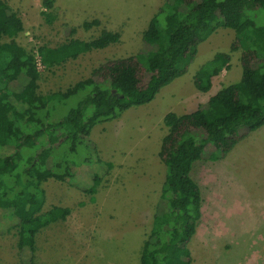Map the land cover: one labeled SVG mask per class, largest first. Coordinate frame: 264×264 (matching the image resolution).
Returning <instances> with one entry per match:
<instances>
[{
  "label": "trees",
  "instance_id": "obj_1",
  "mask_svg": "<svg viewBox=\"0 0 264 264\" xmlns=\"http://www.w3.org/2000/svg\"><path fill=\"white\" fill-rule=\"evenodd\" d=\"M42 6L44 21L52 24L57 19L55 0H42ZM99 25L95 19L81 27L88 31ZM219 28L234 31L230 51L241 50L240 80L218 90L196 111L164 116L167 133L158 158L166 170L160 192L165 204L156 207L140 264L192 263L188 245L202 204L200 188L191 176L194 164L206 154L212 162L224 159L264 127V0H165L142 34L152 51L106 60L64 92L46 95L39 92L41 73L115 45L120 35L103 30L98 37L82 41L70 37L76 29L69 27L68 41L37 49L44 67L39 70L35 55L16 42L24 31L21 18L0 0V219L16 220L18 253L29 252L26 264H35L36 235L70 214L67 207L45 208L43 185L50 180L69 184L73 167L99 164L89 140L93 127L153 101L162 88L187 74L200 44ZM230 59L228 53H216L195 73L194 87L208 93L212 80L229 69ZM20 79L22 88L11 90L10 85ZM79 93L84 97L66 116L50 118L55 104ZM60 140L69 142L71 154L83 146L87 157L77 163L53 154ZM103 176L101 171L86 176L81 192L94 196Z\"/></svg>",
  "mask_w": 264,
  "mask_h": 264
},
{
  "label": "rangeland",
  "instance_id": "obj_2",
  "mask_svg": "<svg viewBox=\"0 0 264 264\" xmlns=\"http://www.w3.org/2000/svg\"><path fill=\"white\" fill-rule=\"evenodd\" d=\"M5 1L24 25L16 42L34 55L39 47L54 48L70 37L89 41L103 30L120 35L115 45L41 73L39 92L43 95L64 92L106 60L152 51L142 34L165 2L56 0L53 12L57 19L47 24L42 0ZM95 19L100 22L98 27L82 29L84 22ZM69 27L76 33L67 37ZM234 40V31L219 28L200 44L187 74L162 88L153 101L93 127L89 140L99 164L73 167L69 184L50 180L43 185L45 208L67 207L70 214L36 235L35 264H140L156 207L165 204L160 192L166 170L158 158L161 139L167 133L163 118L170 112L185 115L196 111L218 90L240 80L241 50L230 51ZM219 52L230 55L229 69L212 80L208 93H202L194 87L193 77ZM23 84L20 79L10 89L18 91ZM83 97L79 93L55 104L50 118L66 116ZM61 141L53 154L77 163L87 157L83 146L71 154L69 142ZM200 162L191 171L202 198L201 217L188 245L191 264H264V127L238 143L224 159L212 162L206 154ZM100 171L104 176L97 193H82L84 178ZM15 221L0 219V264H26L29 259L28 251L18 253Z\"/></svg>",
  "mask_w": 264,
  "mask_h": 264
},
{
  "label": "built area",
  "instance_id": "obj_3",
  "mask_svg": "<svg viewBox=\"0 0 264 264\" xmlns=\"http://www.w3.org/2000/svg\"><path fill=\"white\" fill-rule=\"evenodd\" d=\"M34 58H35V64H36L37 68H38L39 70H43L44 67H43V65H42L41 58L39 57V55L37 54V52H36Z\"/></svg>",
  "mask_w": 264,
  "mask_h": 264
},
{
  "label": "crops",
  "instance_id": "obj_4",
  "mask_svg": "<svg viewBox=\"0 0 264 264\" xmlns=\"http://www.w3.org/2000/svg\"><path fill=\"white\" fill-rule=\"evenodd\" d=\"M55 3L57 4L56 0H55ZM200 161H201V160H198L196 163H201ZM191 175H192V174H191ZM192 178H193V177H192Z\"/></svg>",
  "mask_w": 264,
  "mask_h": 264
}]
</instances>
